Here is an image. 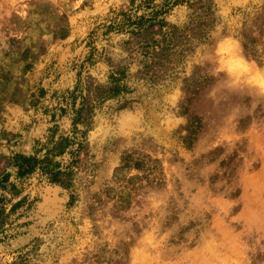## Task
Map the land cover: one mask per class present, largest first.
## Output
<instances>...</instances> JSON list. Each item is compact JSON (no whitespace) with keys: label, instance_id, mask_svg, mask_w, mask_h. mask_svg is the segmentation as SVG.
Wrapping results in <instances>:
<instances>
[{"label":"rangeland","instance_id":"obj_1","mask_svg":"<svg viewBox=\"0 0 264 264\" xmlns=\"http://www.w3.org/2000/svg\"><path fill=\"white\" fill-rule=\"evenodd\" d=\"M4 174L0 264H264V0H0Z\"/></svg>","mask_w":264,"mask_h":264},{"label":"trees","instance_id":"obj_2","mask_svg":"<svg viewBox=\"0 0 264 264\" xmlns=\"http://www.w3.org/2000/svg\"><path fill=\"white\" fill-rule=\"evenodd\" d=\"M12 164L17 168L18 175H23L36 168H40L51 179L56 180V177L60 172L58 170H54L53 163H51L50 159L46 157L38 158L34 155L15 154L12 158ZM4 178H6V174H4V176L0 179V183L4 180ZM1 213L2 206H0V227L3 221V219H1ZM0 230H2V228Z\"/></svg>","mask_w":264,"mask_h":264}]
</instances>
